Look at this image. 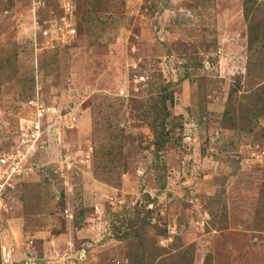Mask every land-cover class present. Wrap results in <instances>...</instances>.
Instances as JSON below:
<instances>
[{"label":"rangeland","instance_id":"374dc122","mask_svg":"<svg viewBox=\"0 0 264 264\" xmlns=\"http://www.w3.org/2000/svg\"><path fill=\"white\" fill-rule=\"evenodd\" d=\"M36 97L90 158L5 194L18 264H264V0H0V144Z\"/></svg>","mask_w":264,"mask_h":264},{"label":"built area","instance_id":"2783aa9c","mask_svg":"<svg viewBox=\"0 0 264 264\" xmlns=\"http://www.w3.org/2000/svg\"><path fill=\"white\" fill-rule=\"evenodd\" d=\"M62 23L63 27H59L62 33L66 31L67 35L70 37L76 34V29L69 18L64 17ZM27 105L34 110L33 118L31 120L21 119L15 131L11 134L9 142L3 139L1 142L5 144H0V232L6 229L5 224H7L9 220L7 216L10 215V204L8 202L6 203L4 199L5 194L10 191H16L17 187L23 182H26L34 173L42 171L43 168L48 165H53L55 159H52L53 157L50 156H60L61 163L57 161L54 162V164L58 165L56 166V174L59 172H61V174L63 173V165H66L65 167L68 168L67 171H72V168L77 170L81 165L89 162L90 158L89 155H85L81 156L78 161L76 159L73 160L70 156L72 149L67 146L65 141H63L64 139L60 137V134L56 138L53 136V132L57 131L59 127L57 128V122L51 119L52 117L50 118L48 114L51 113L54 115L53 117L57 115L59 119L69 118L68 120H70L69 122H71V124L77 121L75 115L70 114L71 116H69V113L63 114L54 107L49 108L48 106L47 108L37 97L29 101ZM41 153L46 157L49 156L47 166L41 167L40 161H36L35 159L36 155ZM0 248L2 249L1 264L19 263L17 261L15 248L10 245L8 248ZM24 250L25 257L22 263L36 264L32 243L24 244ZM83 253H85V251Z\"/></svg>","mask_w":264,"mask_h":264},{"label":"trees","instance_id":"16d2710c","mask_svg":"<svg viewBox=\"0 0 264 264\" xmlns=\"http://www.w3.org/2000/svg\"><path fill=\"white\" fill-rule=\"evenodd\" d=\"M245 16L248 21L249 24V42L253 43L254 41H258L257 36L261 35V29L263 30V23L261 21H256V19H250L251 15H252V10L249 8H246L245 6ZM263 21V20H262ZM260 116H264V110L259 112ZM16 129V128H15ZM13 133V131L10 132V134L8 136H6L5 138H3L5 141L9 142V139L11 138V134ZM26 182H23L22 184H25ZM22 184L20 186H22ZM20 186H18L17 188H19ZM206 264H209L208 259L205 261Z\"/></svg>","mask_w":264,"mask_h":264},{"label":"crops","instance_id":"0c3cea01","mask_svg":"<svg viewBox=\"0 0 264 264\" xmlns=\"http://www.w3.org/2000/svg\"><path fill=\"white\" fill-rule=\"evenodd\" d=\"M12 222H14V223H15V222H17V221L15 220V221H12ZM12 225H13V223H12ZM17 241H18V240H17ZM21 242H22V241H19V243H20V244H19V243H17V244H18V246H20V247H21ZM14 248H15V246H14ZM21 248H22V247H21ZM15 249H16V251H17V247H16ZM23 249H24V248H23Z\"/></svg>","mask_w":264,"mask_h":264}]
</instances>
